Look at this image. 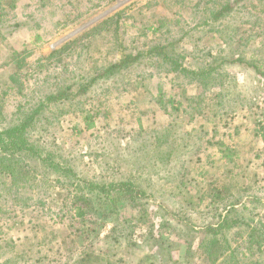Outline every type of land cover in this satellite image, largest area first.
Segmentation results:
<instances>
[{"label":"rangeland","instance_id":"374dc122","mask_svg":"<svg viewBox=\"0 0 264 264\" xmlns=\"http://www.w3.org/2000/svg\"><path fill=\"white\" fill-rule=\"evenodd\" d=\"M82 85L27 135L63 175L0 166V264H264V0H2L0 130Z\"/></svg>","mask_w":264,"mask_h":264},{"label":"trees","instance_id":"16d2710c","mask_svg":"<svg viewBox=\"0 0 264 264\" xmlns=\"http://www.w3.org/2000/svg\"><path fill=\"white\" fill-rule=\"evenodd\" d=\"M0 3H2V0H0ZM233 4L232 2H228L224 4L221 8V10L217 11L216 14H214L215 20L219 19L220 17L225 16L228 12L233 10ZM118 18V17H117ZM118 20V19H117ZM116 20V21H117ZM117 26V23H116ZM95 32V31H94ZM169 46H162V47H154L151 50L148 51L147 55L145 54H137L135 56L132 55H125L124 58H120V60L116 61L115 63L109 65L107 68H105L100 74H98L93 80H91L88 84L91 86L94 82H96L97 79H107V77H110L114 73L118 72L119 70L123 69L129 63H134L137 60H139L141 57L144 56H161L164 63L172 62L171 58H169L166 55L165 50L168 49ZM193 74V73H192ZM196 75V74H195ZM89 88L88 85H82L79 87L77 92L73 91L72 86H67L65 89L60 90H54L53 92L49 93L43 103L37 108L34 109L20 124H16L14 126L1 129L0 130V166L3 173H6L7 176L11 179L17 180L19 176V171L14 168V164L18 162L19 160H22V158H31L32 165L29 168V170H34L37 168H45L49 170L52 173H55L57 175H63L65 171H67L60 163L56 161V156L50 151H47L40 146L35 145L31 140L28 138V131L33 126V123L36 119V117L47 107H49L51 104L55 103H61L68 100H71L73 97H77L79 95H82L87 89ZM90 127H93V124H90ZM264 128V127H263ZM226 151H223L224 158L228 157L226 155ZM59 179H56V182ZM90 184V183H89ZM91 191L95 192L100 190L106 191V188H120V189H126L130 190L133 185L130 183H119L118 185H108V186H101L100 188L95 185H90ZM218 196V195H217ZM216 199V198H215ZM235 211V208H232L230 212ZM78 215L79 217H84L85 211L81 209V207L78 208ZM228 218L222 219V221L215 227L212 225H209L207 228V231H210L213 233L212 239L207 242L208 247L212 248V251L214 249H218L217 246L219 244L218 239L216 237L220 235L221 229L231 228ZM237 223V222H236ZM239 223V222H238ZM257 232L254 231L250 234V243L253 244V241H255V237H257ZM155 243V245H158L161 247V239L158 238H152ZM260 248L264 247V243L259 245ZM159 248V247H158ZM222 249V248H220ZM161 250V249H160Z\"/></svg>","mask_w":264,"mask_h":264},{"label":"built area","instance_id":"2783aa9c","mask_svg":"<svg viewBox=\"0 0 264 264\" xmlns=\"http://www.w3.org/2000/svg\"><path fill=\"white\" fill-rule=\"evenodd\" d=\"M262 122H263V124H264V113H263V117H262Z\"/></svg>","mask_w":264,"mask_h":264}]
</instances>
